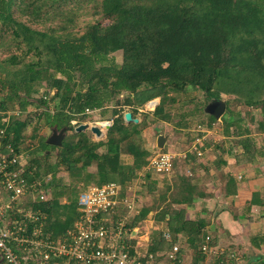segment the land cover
Instances as JSON below:
<instances>
[{"label": "trees", "instance_id": "1", "mask_svg": "<svg viewBox=\"0 0 264 264\" xmlns=\"http://www.w3.org/2000/svg\"><path fill=\"white\" fill-rule=\"evenodd\" d=\"M86 1L98 6L95 14L110 23L88 25L76 36L75 21L64 7ZM36 23L42 29L34 28ZM2 47L9 52L0 61L2 147L23 156L27 150L26 164L20 167L30 182H40L39 189L49 193L47 201L33 204L44 215L43 232L53 239L73 228L79 215L77 184L83 180L85 186L116 183L125 188L143 170L150 180L152 172L144 169L149 154L141 136L145 128L165 121L183 95L196 90L217 100L223 94L236 96V106L262 113L259 128L264 131V0H0ZM118 53L120 64L112 56ZM156 98L160 103L155 110L139 118L137 108ZM111 104L112 126L105 139L76 132L88 124L86 109L104 112ZM10 110L19 114L7 115ZM198 111L181 115L177 126L188 128L183 120ZM126 112L139 123H127ZM208 115L212 126L217 120ZM222 116L226 136L238 139L250 154V131L244 129L241 115L226 102ZM63 129L60 147L49 145V137L42 134ZM28 141L35 145L23 148ZM156 185L151 181V192ZM173 203L153 204L166 232L153 233L142 255L159 259L160 251L179 244L177 235L182 233L195 250L205 242L214 246L207 231L211 220H189L186 209ZM152 210L141 208L128 228L139 227Z\"/></svg>", "mask_w": 264, "mask_h": 264}, {"label": "built area", "instance_id": "2", "mask_svg": "<svg viewBox=\"0 0 264 264\" xmlns=\"http://www.w3.org/2000/svg\"><path fill=\"white\" fill-rule=\"evenodd\" d=\"M155 108H151L152 111ZM147 111L139 110V113ZM97 112L86 109L85 114L91 117ZM4 121H7L6 117ZM72 123L76 125L78 121ZM95 125L108 128L112 123L107 121ZM3 138L1 132L0 264H161L154 254L131 253L129 242L136 238L138 228L129 229L126 217L121 216L115 222L105 218L117 214L125 206L129 209L131 204L136 209V197L131 192L126 193L121 184L81 189L77 203L79 215L73 228L57 239L45 234L44 215L33 203L47 201L49 193L39 189L40 182L29 181L20 167L24 156L11 147L3 149ZM161 154L149 156L145 169L154 174L172 170L174 156ZM165 238L170 239V235L165 234ZM180 249L175 245L163 257L170 264H177ZM201 250L206 253L208 245Z\"/></svg>", "mask_w": 264, "mask_h": 264}, {"label": "crops", "instance_id": "3", "mask_svg": "<svg viewBox=\"0 0 264 264\" xmlns=\"http://www.w3.org/2000/svg\"><path fill=\"white\" fill-rule=\"evenodd\" d=\"M240 109L242 112L239 110L236 112L242 117L244 129L250 131L248 136L252 148L249 152L250 154H246L248 151L243 150L237 144L238 139L226 136L224 130H222L221 139L225 146L222 149L200 151L197 148L199 143H194L192 145V153H188V157L184 160H186V170L188 169L187 173L190 177L196 174L195 167H193L195 163L192 162L198 160L199 162L197 161V163L201 167L200 175H195V178H191V183L188 182L186 202L183 203L181 200L179 203L174 201L172 204L175 208L186 209L189 220L204 218L207 204L212 205L215 210L219 209L220 212L217 211V213H220L217 217L219 222L216 225L215 232L208 231V235L215 243L213 247L218 251L221 250L217 256L218 259L211 260L210 256L212 254L205 255L202 250H195L190 247L187 242V236L182 233L177 235L179 241L177 245L181 247L177 264H227L226 258L229 260L232 253H237L239 258L244 259V261L250 254H264V131L259 128L262 120L258 119L257 113H252L251 110L243 106ZM246 110L251 113L246 116L247 118L243 115ZM224 119V116H221L218 120L216 119L217 121L221 120L220 123L223 129ZM168 145L169 141L166 139L164 147ZM202 145V143L201 145L199 144V146ZM195 147L197 151L194 150ZM171 154L174 156L173 163L175 168V165H177L175 160L180 156L174 153ZM191 160L192 162H190ZM143 172L146 171H141V174ZM203 175L206 177L211 175L209 179L215 183V187L210 189L209 183L204 184ZM216 182L218 185H216ZM253 199L254 204H252ZM136 200L139 208L140 199L138 200L137 198ZM153 201L157 202L155 199ZM63 202L65 203V200ZM161 202L165 205L164 200ZM141 204H143L142 201ZM200 206H202L201 212L197 211ZM121 210L124 211V208H120ZM147 218L141 226L147 222ZM153 223H155L157 228L150 233V236L153 233H157L158 230L163 231V233L166 232V225L163 222H158V218H155ZM142 239L141 237H136L129 242V244H133L131 245V249L134 251L133 254L137 252L140 254L145 253L150 244V239L147 241V237H145V244ZM170 239L173 240V236ZM204 245H207V243L205 242L202 246ZM168 251L170 250L160 251V258L157 260L161 264H170L163 257L164 253ZM239 253H242V255ZM251 264H264V259H255Z\"/></svg>", "mask_w": 264, "mask_h": 264}, {"label": "rangeland", "instance_id": "4", "mask_svg": "<svg viewBox=\"0 0 264 264\" xmlns=\"http://www.w3.org/2000/svg\"><path fill=\"white\" fill-rule=\"evenodd\" d=\"M18 3L19 2H17V4ZM85 3L83 2V4L79 5L80 3L78 2H71V3H66L64 7L65 10L68 12V17L72 18L75 21V26L72 28V31H73V35H76V36H81L88 28V25L91 26L94 23H100L103 27H105L110 23V21H108L107 19H104L100 13L95 14V12L100 11V8L98 6H95L94 4H88L87 1ZM15 8H16V5L14 4V9ZM50 24L51 22H48L47 26H50ZM33 27L37 29H42L43 26L42 24L36 23L34 24ZM8 45H9V42L7 43V46ZM8 53L9 52H7L5 48L2 47L0 49V61L6 59L9 56ZM112 56H114L116 62H118L119 64L122 62V57L120 53L114 54ZM27 60H29V58H27ZM40 91H44V87H42ZM235 97L223 94L222 98L220 100H217V99L210 98L208 95L206 96V94L203 92L194 90L193 92L183 95L180 98V101L174 106L173 110L167 116L165 121L159 122L153 126H150L149 128H145L146 130L143 131V134L141 136V141L142 143H144V146L147 149V153L149 154V156H151L154 153H159V154L168 153L169 155L171 153H174L175 155L180 156L179 158L177 157V159L175 160V163L177 165H175V168H174V163H173L172 170H170L167 173H162V174L161 173H158V174L149 173L150 174L149 181H147L145 177L146 176L145 173H142V174L141 172L137 173V176L131 181V183L126 185L127 186L126 188H128L129 190L125 188L126 189L125 192L126 193L131 192L136 197V199L137 198L138 200L140 199L139 208L136 205V209H135L132 204L131 205L129 204L130 205L129 209L125 206L124 211L121 210L119 211V213L115 215H108L105 218L111 222H115L119 219V215H124V217H126L127 222H128L138 217L139 215L138 213L141 208L150 207L153 209L152 213L151 214L149 213L150 215L147 218V222H145L143 226L139 225V227H136L138 228L137 229L138 233L136 237L143 238L142 241H144V244L146 240L145 237H147V241H149V239L151 241L150 233L154 232L153 230L157 228L155 223H153L154 219L155 218L160 219L159 215H156L155 210L157 209L153 208V204L161 202L162 200H164V202L167 203V205L173 201L179 203L181 200H183L186 197V191H188L186 187L187 185H189L188 182L191 183V178L192 179L193 177L195 178V175L197 176L200 175L199 172H201V167L199 166L200 164L197 163L198 160L195 162H192V160L190 161L192 163H195L194 166L192 165L193 167H195V171H196L195 172L196 174L194 173L195 175L193 177L192 176L190 177L189 174L187 173L188 169L186 170L187 165L185 163L186 160L184 159L188 157V153H192L193 151L192 145L196 142L199 143L200 145L202 143L203 144L202 146H199V144H197V148L200 151H206V149L218 150V148L222 149V147L225 146L223 140L221 139V136L223 134L222 133L223 126H221V123H220L221 120L217 121L212 126L209 124V120H208L209 113L206 111L207 105L215 101H223L225 103L228 102L233 111L239 110L242 112V110L240 109L242 106L235 105V102H234ZM123 98H124V95L120 96L121 100ZM159 103H160V99L156 98V99L146 102L144 106H139L137 109L146 110V111L150 109V112L148 113H152L151 112L152 109L155 106L157 107ZM113 104L109 105L106 108V110H104V112L99 111L95 113V115H92L91 117H89L86 123H91V126H96L95 125L96 123H103L107 121L109 123H112L111 112L113 111L112 110ZM196 108H198L199 110L198 113L192 114L196 116H192V117L190 116L187 120L186 119L183 120L184 122L189 124V126L186 125L188 128L184 127L183 123L182 125L177 126V123L181 120V115H185V114L187 115L191 112H194L196 111ZM246 109H249V108H246ZM249 110L244 111L243 115L245 117L251 114ZM124 111H129V108L126 107ZM255 113H257L259 120L263 117L260 111L255 112ZM9 114L18 115L19 113L18 111L10 110ZM141 115H144V113L141 114L138 112V117L142 119L143 116ZM97 127H99V125ZM100 129L103 132V136L100 138H97L95 135H92L94 140H102L107 137V132H108L107 128L105 127V128H100ZM26 133L30 135L31 128L28 129ZM43 133L47 134L48 137L51 136L52 134L51 131L49 130H43L42 134ZM161 137H164V138L167 137L169 141V145L166 146V149H164L166 152L164 150H163L164 152L160 151L162 149L156 148L158 147L157 146L158 140ZM29 143L30 141L24 144L23 148L26 149L30 145H35V143H30V144ZM194 150L197 151L196 147L194 148ZM25 152L27 153V150ZM26 153H24V157L25 155H27ZM125 155L126 156H124L125 157L124 159L126 161H129V159L131 158L128 157L129 156L128 154L125 153ZM189 156H191V154H189ZM26 159L23 160L22 163L26 164ZM173 170L175 171L173 172ZM210 177L211 175L207 177L203 175L202 178L204 179L203 180L204 184L209 183V188L211 189L215 187V183L209 179ZM151 181L152 182L154 181L157 183L153 192H151V189H150ZM77 185L81 186V187L79 186L80 189L78 188V192H80L81 189L87 187L85 186L87 185L85 180H83L81 184H77ZM216 185H218L217 182H216ZM88 186H93V185H88ZM48 198L50 197L48 196ZM154 199L157 200V202H154L153 201ZM141 201L143 204H141ZM179 205H184V204H179ZM205 209H206V212H204V215H205L204 218H199V220L204 221V222L206 220H211L210 225L207 228V231L214 233L216 229V225H218L217 223L219 222L217 220V217L220 214V213H217L219 209L215 210L214 207H212V205L210 204H207ZM197 211L201 212L202 206H200V208ZM142 241L140 240L141 243ZM201 244L199 243V246ZM220 251L216 250L215 247L208 246V251L205 253V255L212 254L213 256L212 255L210 256L211 260L218 259L217 256L220 253ZM239 254L242 255V253H239ZM258 258L264 259V254H259V253L250 254L249 256H247V259L244 261V259L239 258V255L237 253L236 254L232 253L230 255L229 260L226 258V261H228L227 264H242V263L251 264L255 259H258Z\"/></svg>", "mask_w": 264, "mask_h": 264}, {"label": "water", "instance_id": "5", "mask_svg": "<svg viewBox=\"0 0 264 264\" xmlns=\"http://www.w3.org/2000/svg\"><path fill=\"white\" fill-rule=\"evenodd\" d=\"M226 110V103L223 101H215L214 103L210 104L207 107V111L209 114L213 115L217 120L221 118L223 113ZM124 120L127 123H139L138 119L133 118V115L131 112H126L124 114ZM110 127L107 128L109 130ZM90 131L93 135H95L97 138H100L103 136L102 130L97 126H91L90 124H81L76 128V132H87ZM66 129L61 130L60 132H57L54 130L49 137L47 143L49 145L60 147L62 145V142L65 138ZM167 138L161 137L158 140V148L163 149L165 145V141Z\"/></svg>", "mask_w": 264, "mask_h": 264}]
</instances>
